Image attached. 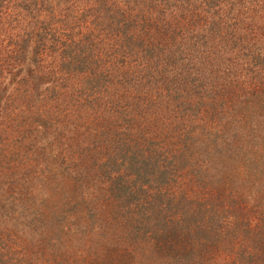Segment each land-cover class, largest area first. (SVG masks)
Instances as JSON below:
<instances>
[{"label": "rangeland", "instance_id": "1", "mask_svg": "<svg viewBox=\"0 0 264 264\" xmlns=\"http://www.w3.org/2000/svg\"><path fill=\"white\" fill-rule=\"evenodd\" d=\"M150 1L12 0L0 20V264H264L246 219L264 222V63L232 51L245 0L210 9V47L201 20L161 13L187 0ZM147 4L173 26L153 33ZM51 9L61 43L39 28Z\"/></svg>", "mask_w": 264, "mask_h": 264}, {"label": "trees", "instance_id": "2", "mask_svg": "<svg viewBox=\"0 0 264 264\" xmlns=\"http://www.w3.org/2000/svg\"><path fill=\"white\" fill-rule=\"evenodd\" d=\"M29 0H26V2ZM67 0H64V2H66ZM200 3L198 4V8H197V3L195 0H187L186 3H183L182 0H179V3H183V5L179 4L178 5V9H173V8H169L171 10V12L169 13L168 10H161V13H165L166 14H172L170 16V21L174 22L175 24H177V21L179 18V16H181V21L183 22L184 28L185 26H188L189 24L193 23L195 20H201L202 22V26L199 28V31H204L206 32V29H208L211 24H212V19L213 16L209 15L210 13V9H212L213 6H220L221 3L219 4L218 1L220 0H214L215 2H209V0H199ZM11 2L12 0H0V20L2 18H7V16L10 14L11 9L15 10V7L11 8ZM72 2V1H70ZM67 2V3H70ZM152 0L148 3L149 6L151 4ZM52 3V1H51ZM174 3H177L176 1ZM211 3V7L210 4ZM148 4L146 6H143V8L145 9V11L147 10L149 13L147 12L146 15V25H148V27L152 28L153 33L157 31V26L159 24L162 25V27L165 28H169L171 26H173L170 22H168L167 24H164V19H161V17L158 18H154V11L155 9H150L148 7ZM26 7H30V5H26L24 4ZM32 5V4H31ZM38 5V4H37ZM162 5V3L160 4ZM17 6V5H16ZM159 7L156 5V3H154L152 8ZM53 9V8H52ZM51 9V10H52ZM52 11L47 12L46 15H43V18L41 20L40 26L41 30L45 31V33L49 30L51 32H55L57 30L56 33V39L59 43H61L62 39L65 37V30L63 28V25L55 23V22H50L52 21L54 18H56L57 16L55 15V13ZM51 12V13H50ZM246 12H250L249 18L250 19L249 24H247V26L244 29V34H242L243 30H240L241 33V37L239 38V41L237 40L234 41V43H236L234 46V48H232V51H234V53H236L235 56H245V65H250L251 63H254V65L257 64V62L259 63H264V0H245V15ZM124 12H119L117 11L114 15V17H116L119 25L122 27L123 30L129 29V23L130 20H128L127 18H125V15L123 16ZM117 15H120L122 18H119ZM173 16V17H172ZM87 16L85 17V15L82 13L79 18L76 20L75 22V26L77 30L75 33L71 34V38L76 39L78 37L81 36L82 32L88 28L87 25ZM29 19V18H28ZM246 19V20H247ZM50 22V23H48ZM48 23V24H47ZM47 24V25H46ZM199 24V22L197 23ZM180 25V26H181ZM46 26V27H44ZM179 26V25H178ZM197 26V25H196ZM220 27V26H219ZM39 28H37V31H39ZM44 28H48L44 29ZM111 28H115L117 30H119L120 28L118 27V25L116 23H112ZM223 36L228 35L229 31L226 30V28L223 27ZM81 31V33H80ZM167 32V31H166ZM228 32V33H227ZM200 34V33H199ZM88 35H90V33H88ZM202 37L204 38L205 42H204V46L205 47H210L209 45H213L216 42L221 43V41H217L216 39H213L211 41V43H209V39L206 37L208 34L207 32L204 34H201ZM200 35V36H201ZM47 38H49L51 40L50 35L46 36ZM24 39H18L13 45L12 48L9 49L7 47L6 51L7 53L11 54V56H21L20 54L22 53V55H24V53L26 52H30V49L32 47V44L30 41V39L25 40V37H23ZM29 38H32V36H30ZM172 39V38H171ZM195 39H197V37H195ZM53 41V39L51 40ZM76 43V41H73L71 44V48L73 47V45ZM166 43V41L164 42V40H161V42H159L158 40L156 41V44H159L157 46H160L162 44ZM152 44H155L152 42ZM200 44H198L197 46H199ZM193 46V45H192ZM37 46L33 49V51H36ZM70 48V41L68 42V44H66V50H69ZM158 48V47H157ZM181 53V52H180ZM255 56H261L259 57L257 60L255 58ZM32 57V61H35V56H31ZM34 59V60H33ZM260 75L255 77L256 79L261 80V78L259 77ZM40 80V79H39ZM247 222H248V228L250 230L255 231L256 229L260 232V231H264V222H262V220H260V222H257L255 224V218L253 216H248L247 215ZM255 254H248V258L250 257L252 260L254 258Z\"/></svg>", "mask_w": 264, "mask_h": 264}]
</instances>
